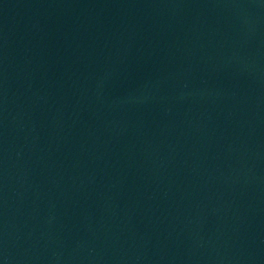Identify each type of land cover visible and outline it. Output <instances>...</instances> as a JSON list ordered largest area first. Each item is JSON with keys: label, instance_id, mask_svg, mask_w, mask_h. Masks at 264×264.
<instances>
[{"label": "water", "instance_id": "water-1", "mask_svg": "<svg viewBox=\"0 0 264 264\" xmlns=\"http://www.w3.org/2000/svg\"><path fill=\"white\" fill-rule=\"evenodd\" d=\"M0 264H264V0H0Z\"/></svg>", "mask_w": 264, "mask_h": 264}]
</instances>
